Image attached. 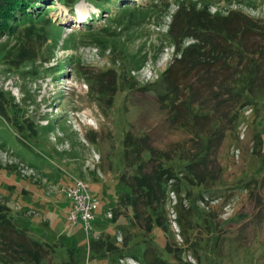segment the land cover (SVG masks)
Returning <instances> with one entry per match:
<instances>
[{"label":"rangeland","instance_id":"1","mask_svg":"<svg viewBox=\"0 0 264 264\" xmlns=\"http://www.w3.org/2000/svg\"><path fill=\"white\" fill-rule=\"evenodd\" d=\"M67 1L46 0L29 10L45 29L38 48L18 38L20 28L0 35V92L21 120L13 124L0 114V204L9 217L51 244L44 259L50 264H68L73 252L76 264H143L132 251L140 248L145 261V245L166 264H264V95L218 106V88L207 90L204 123L215 111L232 120L222 123L221 178L211 188L170 181L163 230L130 227L131 209L118 204L126 193L121 181L137 172L124 161L127 137L159 152L190 139L171 122V84L178 85L177 97L188 81L168 73L172 16L198 3L212 13L238 11L242 20L264 21V0ZM171 164L181 162H165ZM76 178L100 202L91 232L70 220L75 202L64 188ZM115 210L123 215L116 222ZM126 236L135 248L122 249ZM100 240L119 250L90 249Z\"/></svg>","mask_w":264,"mask_h":264},{"label":"trees","instance_id":"2","mask_svg":"<svg viewBox=\"0 0 264 264\" xmlns=\"http://www.w3.org/2000/svg\"><path fill=\"white\" fill-rule=\"evenodd\" d=\"M93 1L99 3L104 0ZM45 2L0 0V35L9 30L14 33L20 28L18 38L26 40L27 44L33 43V50L38 48L45 41V29L39 27L42 21L39 17L37 20L29 18V10ZM71 3L73 1H67V5ZM98 8L103 10L104 5ZM240 17L238 11L224 16L222 12L212 13L210 6L198 3L188 8L182 5L172 16L169 28L174 42V58L168 73L171 72V77H184L188 81L182 95L177 97L178 85L171 84L174 95L171 97V122L187 130L190 139L171 147L169 152H159L146 146L148 144L142 138L134 141L127 137L124 161L128 166L136 167L137 172L121 181L126 193L118 204L131 209L134 219L129 223L130 227L147 231L155 227L165 228L161 221L164 214L162 203L170 181L175 185L184 182L187 186L211 188L220 180L222 166L218 160V148L226 138L222 123L232 120H229L230 113L215 111L212 118L204 123L205 116L209 115L203 104L207 90L218 88L219 92L214 96L222 99L218 106L221 103L228 106L229 100L237 96L257 99L264 95V21L247 17L242 20ZM186 40L192 42L185 47L183 43ZM189 72L191 74L187 75ZM99 93L104 96L106 92L101 89ZM2 96L0 92V114L8 120L13 117V124L14 121L20 122L16 106L5 104ZM226 97L229 99H224ZM28 129L31 132L30 126ZM175 160L181 162L178 168L174 164L165 165V162ZM119 211L114 212V222L123 216ZM186 224L190 226L191 220L187 219ZM129 243L131 238L126 236L122 249L135 248L136 245L128 246ZM145 246L146 260H140V248L132 251L134 259L143 264H166L155 248ZM51 247V244L29 236L26 229L19 228L9 217L8 208L0 204L1 264H50L44 259ZM90 249L94 252L119 250L109 240L92 242ZM72 254L68 264H76L74 252Z\"/></svg>","mask_w":264,"mask_h":264},{"label":"built area","instance_id":"3","mask_svg":"<svg viewBox=\"0 0 264 264\" xmlns=\"http://www.w3.org/2000/svg\"><path fill=\"white\" fill-rule=\"evenodd\" d=\"M64 192H66L69 197L73 198L75 202V206L70 214V220L73 223L82 221L87 231L91 232L93 229V221H95L96 213L100 207V202L91 193L89 184L83 179L76 178L69 187L64 188ZM108 215L112 217L110 212ZM122 262L123 264H131L129 261L125 262L122 260Z\"/></svg>","mask_w":264,"mask_h":264},{"label":"bare ground","instance_id":"4","mask_svg":"<svg viewBox=\"0 0 264 264\" xmlns=\"http://www.w3.org/2000/svg\"><path fill=\"white\" fill-rule=\"evenodd\" d=\"M85 20H83V19H80V22H84Z\"/></svg>","mask_w":264,"mask_h":264},{"label":"crops","instance_id":"5","mask_svg":"<svg viewBox=\"0 0 264 264\" xmlns=\"http://www.w3.org/2000/svg\"><path fill=\"white\" fill-rule=\"evenodd\" d=\"M46 241V240H45ZM47 242V241H46ZM47 243H49V242H47Z\"/></svg>","mask_w":264,"mask_h":264}]
</instances>
